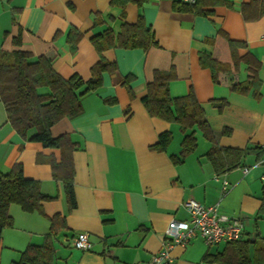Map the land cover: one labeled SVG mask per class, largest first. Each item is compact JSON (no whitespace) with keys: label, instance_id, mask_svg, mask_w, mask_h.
<instances>
[{"label":"crops","instance_id":"0c3cea01","mask_svg":"<svg viewBox=\"0 0 264 264\" xmlns=\"http://www.w3.org/2000/svg\"><path fill=\"white\" fill-rule=\"evenodd\" d=\"M178 1L129 2L121 8L110 0H0V51L22 49L31 53V61L46 55L62 77L77 74L83 81L91 77V67L100 58L115 63L113 70L102 73L100 86L80 97L79 115L51 126L52 136L66 134L76 145L72 155L76 206L71 210L62 182L52 176L50 160L59 161L60 150L23 140L6 121L0 100V172L19 163L24 177L40 182L43 194L56 196L41 203V212H25L10 204L13 223L0 232V264L17 261L28 245H41L49 217L57 213L64 216L65 227L53 240V264H155L152 257L162 247L169 221L188 220L183 203L189 198L205 205L219 202L221 212L239 216L244 223L241 239L250 236L253 242L255 233L264 238V15L243 18L240 6L250 0H201L200 13L175 10ZM140 15L153 32L155 45L146 50L115 46L99 54L91 37L106 29L116 36L123 23L133 24ZM71 28L81 33L75 51L67 42ZM218 30L245 43L238 49L240 56L249 53L259 61L258 97L230 90V82L246 79V64L233 77L220 74L217 83L209 69L200 66L199 51L214 49L204 40ZM18 33L21 43L14 45ZM171 67L169 93L181 96L192 91L215 139L212 143L195 130L196 147L180 161L174 159L183 138L179 125L149 115L142 103L153 72ZM128 75L133 78L125 84ZM221 100L226 103L218 109L213 102ZM165 131L171 132L165 149L153 148ZM213 145L259 147L262 152L253 151L237 167L217 174L206 156ZM223 179L229 182L224 195ZM80 231L89 234V250L73 246ZM225 245L209 247L196 236L173 247L171 264L204 263L207 253L220 252Z\"/></svg>","mask_w":264,"mask_h":264},{"label":"trees","instance_id":"16d2710c","mask_svg":"<svg viewBox=\"0 0 264 264\" xmlns=\"http://www.w3.org/2000/svg\"><path fill=\"white\" fill-rule=\"evenodd\" d=\"M145 1L110 0V4L124 8L129 2L141 5ZM200 4L201 0H196L192 5L178 1L174 4V9L200 13ZM240 11L245 20H256L264 15V0H250L243 3ZM80 36L81 33L77 29L69 30L67 42L71 51H75ZM204 41L214 49L211 52L199 51V64L209 69L212 81L217 83L220 74L232 76L238 73L240 65L244 63L248 72L246 79L230 82V90L241 94L251 92L253 96L258 97L261 84L258 77L260 63L249 53L242 56L238 54V49L244 47L245 43L230 39L222 30H218L214 37ZM91 42L99 54L115 46L146 50L156 44L153 32L145 26L141 15L133 24L123 23L116 36L110 29H106L91 37ZM20 43V33H18L13 38V44L20 45ZM30 58L31 53L22 49L0 51V100L6 113V121L23 140L40 142L44 147L60 150V160H50L52 176L62 182L68 209L71 210L76 206L72 160L76 145L66 134L52 136L51 126L63 117L72 118L79 115L82 111L80 97L100 86L102 73L113 70L115 63L100 58L91 67V77L83 81L77 74L69 78L62 77L54 70L52 59L46 55H40L32 61ZM132 78V75H128L124 83L128 84ZM173 78L172 67L168 71L155 70L152 80L146 85V94L142 97V103L149 115L179 125L183 138L179 155L174 156V159L180 161L196 147L195 130H199L212 143H215V139L204 110L194 93L190 91L181 96H172L169 93V83ZM43 88L47 90L41 91ZM225 103L224 100L213 102L218 109ZM223 132L229 131L223 130ZM170 140L171 132H162L152 147L163 150ZM253 151L262 152L259 147L233 148L213 145L206 156L216 173L221 174L240 165L242 159ZM55 198L56 196L41 192L39 181L24 177L19 163L14 164L7 173L0 172V232L13 223L9 215L10 204L19 205L25 212H41V203ZM49 221V231L45 235L44 242L41 245H28L21 252L20 258L10 264H53L55 259L53 240L55 234L65 227V218L57 213L49 217ZM253 238V242L250 236L227 242L222 251L207 253L202 262L264 264V238H260L258 233H255Z\"/></svg>","mask_w":264,"mask_h":264},{"label":"built area","instance_id":"2783aa9c","mask_svg":"<svg viewBox=\"0 0 264 264\" xmlns=\"http://www.w3.org/2000/svg\"><path fill=\"white\" fill-rule=\"evenodd\" d=\"M182 3L192 5L196 0H181ZM264 162V160H262ZM248 171L247 167L242 169ZM229 189V182L222 180L221 194ZM189 214L188 220L171 219L165 229V238L160 251L153 255L155 264H171V250L174 246L186 245L192 238L200 236L207 246L218 243H227L242 238L244 223L239 216H231L220 211V203L205 205L195 199L189 198L183 203ZM73 246L81 250H89L91 241L85 231L77 232L73 238ZM204 264V263H199Z\"/></svg>","mask_w":264,"mask_h":264}]
</instances>
